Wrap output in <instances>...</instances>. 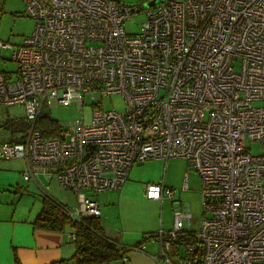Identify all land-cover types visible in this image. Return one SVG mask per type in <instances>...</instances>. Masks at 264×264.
<instances>
[{"label": "built area", "instance_id": "1", "mask_svg": "<svg viewBox=\"0 0 264 264\" xmlns=\"http://www.w3.org/2000/svg\"><path fill=\"white\" fill-rule=\"evenodd\" d=\"M21 1L34 29L21 45L0 41L18 64L14 75L0 71V106H22L29 126L21 142L0 130V161L23 160L26 182L40 174L55 181L75 200L64 204L69 218L82 222L100 217L84 191L118 190L149 160L184 159L200 178L195 243L177 245L181 220L193 223L175 212L170 231L118 247L144 251L158 240L154 260L165 264H264V0H163L142 9L119 0ZM139 14L141 30L127 33L124 23ZM116 95L123 112L91 103L84 122L85 96ZM51 105H74L81 116L58 121V135L43 139L35 125ZM164 193L173 201L163 183L145 187L150 200ZM120 260L128 264L127 254Z\"/></svg>", "mask_w": 264, "mask_h": 264}, {"label": "crops", "instance_id": "2", "mask_svg": "<svg viewBox=\"0 0 264 264\" xmlns=\"http://www.w3.org/2000/svg\"><path fill=\"white\" fill-rule=\"evenodd\" d=\"M1 134L7 139L4 131H1ZM153 160L166 163L169 159L167 161ZM178 160H183L189 168L186 160ZM24 170L25 162L21 159L0 161V264H54L61 261L72 264L71 258L75 252V244L70 235H74L73 232L70 229L55 232L35 227L34 222L41 211L42 200L38 202L30 196L33 191L30 185L33 184L36 187L38 190L36 192H39L40 196L47 193L66 205L69 204L71 196L55 181H49L42 174L36 177L37 183L24 181L22 179ZM188 174V171L184 172L171 183H166L163 174L161 180L155 184L163 183L166 188L175 191V196L188 188ZM146 185L141 195L144 201L158 204L169 199L166 193L162 201L147 199ZM129 187L131 184H129L128 176L120 189L98 193L99 199L97 197L96 201L100 209L99 221L105 233L123 246H133L147 233L170 231L173 220L168 227L161 215L151 217V222L138 220L127 198ZM192 223L193 228H196V222L192 220ZM157 245H159L158 240L148 241L144 243V251L128 252V264H161L160 260H154L157 256L155 254ZM116 262L121 264V260Z\"/></svg>", "mask_w": 264, "mask_h": 264}, {"label": "rangeland", "instance_id": "3", "mask_svg": "<svg viewBox=\"0 0 264 264\" xmlns=\"http://www.w3.org/2000/svg\"><path fill=\"white\" fill-rule=\"evenodd\" d=\"M125 5H136L142 9L143 5L149 0H119ZM145 19L144 14H139L126 20L124 23V29L129 34H136L141 30V24ZM34 29V21L25 14L24 4L21 0H0V41L8 43L14 46L21 45L23 40L29 37ZM18 69V64L11 59V52L9 50H0V71L10 73L12 75ZM91 103H99L100 107L104 110H116L123 112L124 101L121 96L95 97L91 100L89 96L84 97L83 118L84 122L88 123L91 117ZM256 105V104H255ZM43 111L47 112L53 119L59 122H70L80 118L81 112L74 106L59 107L51 105L45 107ZM25 115V111L22 106H0V125L7 118H22ZM250 150L253 154L260 152V146L258 143H251ZM179 158H171L166 163L156 160H149L141 165H135L129 173V187L128 201L132 205V210L138 217V220L142 222H151V217L160 216L164 219L165 225L168 227L173 220L174 213H186L190 214V220L196 222V228L202 218V200L200 194V178L194 172L193 169L186 167L183 160ZM188 171V188L184 192L177 193L173 201L169 199L160 202L158 204L149 203L142 199L144 193V186L148 183L155 184L159 182L164 174L166 183L175 182L179 176H182L184 172ZM182 174V175H181ZM31 197L38 202L42 199L36 191V187L31 184ZM85 195L99 199L98 193H92L90 191H84ZM100 193V192H99ZM97 199V200H98ZM70 207L75 205V200L69 197ZM182 229H188V219L183 218L181 220ZM178 252L182 253L183 248L178 247ZM160 252V246L157 245L155 254ZM171 262L176 263V257L172 255V251L168 253ZM161 264H165L164 259H159ZM109 264H119L116 261H112Z\"/></svg>", "mask_w": 264, "mask_h": 264}, {"label": "trees", "instance_id": "4", "mask_svg": "<svg viewBox=\"0 0 264 264\" xmlns=\"http://www.w3.org/2000/svg\"><path fill=\"white\" fill-rule=\"evenodd\" d=\"M58 121L53 119L47 112L42 111L37 119L35 127L39 130L43 139H49L58 135ZM29 124L25 115L22 118H7L1 125L0 130L5 132L7 140L21 142ZM41 211L35 219L37 229L46 231L62 232L70 229L74 234L75 252L71 258L72 264H109L120 260L122 255L127 254L125 247H118V241L107 235L97 218H84L82 222L72 221L65 205L57 201L53 196H42ZM154 234V233H150ZM195 231L182 230L177 236V245L194 244ZM142 239L133 246H139L144 242ZM54 264H65V261ZM199 264V262L197 263Z\"/></svg>", "mask_w": 264, "mask_h": 264}, {"label": "water", "instance_id": "5", "mask_svg": "<svg viewBox=\"0 0 264 264\" xmlns=\"http://www.w3.org/2000/svg\"><path fill=\"white\" fill-rule=\"evenodd\" d=\"M162 1L163 0H149L143 5V7L144 8H152V7L156 6V5H158ZM138 165H141V164H138Z\"/></svg>", "mask_w": 264, "mask_h": 264}]
</instances>
